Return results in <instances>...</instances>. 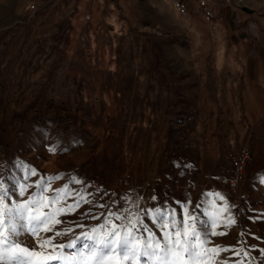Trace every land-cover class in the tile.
<instances>
[{
	"label": "rangeland",
	"instance_id": "1",
	"mask_svg": "<svg viewBox=\"0 0 264 264\" xmlns=\"http://www.w3.org/2000/svg\"><path fill=\"white\" fill-rule=\"evenodd\" d=\"M30 1L33 15L23 0H0V181L20 180L34 194L41 177L59 175L51 189L87 195L58 217L57 230L71 231L54 243L110 218L127 224L111 214L129 212L162 240L144 213L160 208L182 222L187 205L198 230L208 226L210 246L248 252H221L219 264H264V88L253 40L225 26L236 19L218 11L214 30L193 0L185 17L165 0ZM247 2L249 38L263 50L264 0ZM244 148L249 159L232 190V159ZM26 168L37 175L25 181ZM214 201L229 207L221 221L235 220L220 223L223 235L210 234L205 210ZM19 240L35 247L30 234Z\"/></svg>",
	"mask_w": 264,
	"mask_h": 264
},
{
	"label": "snow or ice",
	"instance_id": "2",
	"mask_svg": "<svg viewBox=\"0 0 264 264\" xmlns=\"http://www.w3.org/2000/svg\"><path fill=\"white\" fill-rule=\"evenodd\" d=\"M48 151L55 154L57 147H50ZM36 175L35 169L26 168L24 180ZM59 179V175L47 180L41 177L34 185V194H29V188L33 185L20 180H16L12 188L5 187V181H0V264H219L216 258L224 251H231L236 256L241 253L248 256L243 249L237 251L234 248L210 246L208 226L205 224L204 230H198V217L189 214L187 205L182 206V222L177 221L174 212L160 208L144 213L162 233V240L143 223L137 213L129 212L127 217L111 214L115 220L127 219V224L118 226L110 218L67 245L54 243L57 237L71 231L57 230L56 225L62 223L58 217L70 214L78 210L81 204L89 202L86 194L73 196L67 185L59 190L51 189V183ZM50 191H54L52 197L47 195ZM26 195L28 198L24 200ZM13 196L19 199H13ZM215 196L224 201V197L218 193ZM70 198L73 202L69 204L67 201ZM211 207L213 211L205 210V214L211 218L210 234L223 235V232L216 231L220 223L230 227L235 220L227 215L221 221V217L229 212L226 201L220 207L214 201ZM45 209L50 211L46 212ZM42 232L53 235L41 238ZM22 234H30L36 240L35 247L29 248L21 243L19 237ZM81 241L83 247L80 250L66 253V249H76ZM235 264H243V261H236Z\"/></svg>",
	"mask_w": 264,
	"mask_h": 264
},
{
	"label": "built area",
	"instance_id": "3",
	"mask_svg": "<svg viewBox=\"0 0 264 264\" xmlns=\"http://www.w3.org/2000/svg\"><path fill=\"white\" fill-rule=\"evenodd\" d=\"M26 3L27 13L33 15L37 11V6L34 2L30 0H23ZM168 6L179 16L185 17L189 13L188 4L186 0H165ZM200 10L205 21L212 27V29L217 30L222 27V23L217 16L215 9V2L213 0H193ZM224 5L228 8H232L238 11L247 12L249 10L247 0H224ZM249 149L244 148L232 159L233 166V176L228 182V187L235 190L237 185L241 182L242 175L246 163L249 159Z\"/></svg>",
	"mask_w": 264,
	"mask_h": 264
},
{
	"label": "crops",
	"instance_id": "4",
	"mask_svg": "<svg viewBox=\"0 0 264 264\" xmlns=\"http://www.w3.org/2000/svg\"><path fill=\"white\" fill-rule=\"evenodd\" d=\"M223 3H224V0H223ZM215 9H216V12L218 11L225 12L226 14H230L232 18L236 19L235 21L236 23L235 22L232 23L233 22L232 20H231V23L230 21L226 20L227 22L225 26H228L231 30L232 28L233 30L235 29L236 33L240 34V36H244V34H246V37H247L246 41L248 39L253 40L252 46L256 54L254 55L255 57H253V64H254V67H257V65H259L260 67L259 76L257 77L259 78V83L264 88V47L262 50V48L258 46L259 42H257L254 38H249L252 34L253 25H255L251 21L252 16L248 15L247 13H244L243 11H238L232 8H228L225 5L220 7L219 3H215ZM243 13L246 14L248 17L247 16L245 17ZM242 18H244L246 22H242ZM242 44L244 43L242 42Z\"/></svg>",
	"mask_w": 264,
	"mask_h": 264
}]
</instances>
